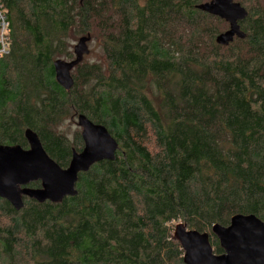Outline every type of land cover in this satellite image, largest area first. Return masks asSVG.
I'll return each instance as SVG.
<instances>
[{"label": "trees", "instance_id": "1", "mask_svg": "<svg viewBox=\"0 0 264 264\" xmlns=\"http://www.w3.org/2000/svg\"><path fill=\"white\" fill-rule=\"evenodd\" d=\"M210 1L0 0L12 31L0 146L29 149L31 130L67 169L84 142L62 128L80 115L119 144L115 161L80 175L76 197L24 198L19 212L0 199V264H184L177 224L209 233L222 255L215 225L264 223V0H235L246 38L227 47L216 38L229 25L197 10ZM88 36L100 60L75 68L66 91L54 63Z\"/></svg>", "mask_w": 264, "mask_h": 264}, {"label": "water", "instance_id": "2", "mask_svg": "<svg viewBox=\"0 0 264 264\" xmlns=\"http://www.w3.org/2000/svg\"><path fill=\"white\" fill-rule=\"evenodd\" d=\"M197 10L229 25L228 30L216 38L217 45L227 47L235 39L246 38L240 22L248 17V12L235 0H211L198 5ZM90 42V36L81 38L74 48L73 61L54 63L56 80L66 91L74 86L73 70L90 54ZM77 125L82 130L84 148L82 152H73L67 169L49 157L38 135L31 130L25 133L29 149L1 145L0 199L18 212L24 208V198L39 204H60L78 195L81 174L103 161H115L119 144L104 126L94 124L83 115L77 117ZM38 182L39 188L29 187ZM212 234L219 241L222 255L215 254L209 233L189 230L181 223L174 227L173 238L184 252V264H264V223L256 216L237 215L228 227L215 225Z\"/></svg>", "mask_w": 264, "mask_h": 264}, {"label": "built area", "instance_id": "3", "mask_svg": "<svg viewBox=\"0 0 264 264\" xmlns=\"http://www.w3.org/2000/svg\"><path fill=\"white\" fill-rule=\"evenodd\" d=\"M11 35L12 31L8 19V11L0 3V60H3L10 54Z\"/></svg>", "mask_w": 264, "mask_h": 264}, {"label": "rangeland", "instance_id": "4", "mask_svg": "<svg viewBox=\"0 0 264 264\" xmlns=\"http://www.w3.org/2000/svg\"><path fill=\"white\" fill-rule=\"evenodd\" d=\"M89 50H90V54L85 58L84 62L85 63L98 62L100 60V54H101L100 43L95 39H93L89 44ZM62 129L63 131H65L67 134L70 135H72L76 131H82L77 125V119H75L72 122H70V120L67 119Z\"/></svg>", "mask_w": 264, "mask_h": 264}]
</instances>
